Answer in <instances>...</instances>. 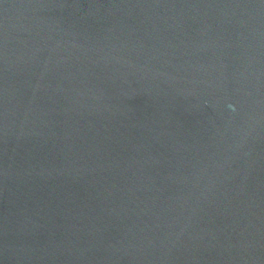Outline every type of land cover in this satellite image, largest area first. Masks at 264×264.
Listing matches in <instances>:
<instances>
[{"label":"water","instance_id":"obj_1","mask_svg":"<svg viewBox=\"0 0 264 264\" xmlns=\"http://www.w3.org/2000/svg\"><path fill=\"white\" fill-rule=\"evenodd\" d=\"M0 264H264V0H0Z\"/></svg>","mask_w":264,"mask_h":264}]
</instances>
